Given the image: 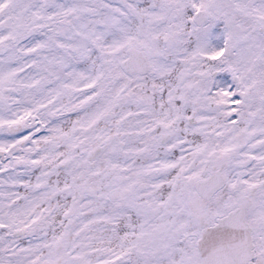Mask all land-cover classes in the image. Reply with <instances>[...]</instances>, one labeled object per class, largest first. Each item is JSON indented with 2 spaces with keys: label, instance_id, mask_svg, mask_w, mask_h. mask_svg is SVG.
<instances>
[{
  "label": "snow or ice",
  "instance_id": "1",
  "mask_svg": "<svg viewBox=\"0 0 264 264\" xmlns=\"http://www.w3.org/2000/svg\"><path fill=\"white\" fill-rule=\"evenodd\" d=\"M0 264H264V0H0Z\"/></svg>",
  "mask_w": 264,
  "mask_h": 264
}]
</instances>
